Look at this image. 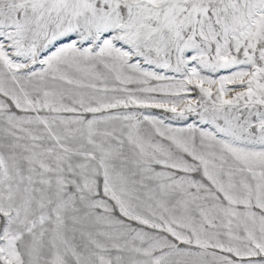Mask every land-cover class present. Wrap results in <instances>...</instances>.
<instances>
[{
  "label": "snow or ice",
  "instance_id": "1",
  "mask_svg": "<svg viewBox=\"0 0 264 264\" xmlns=\"http://www.w3.org/2000/svg\"><path fill=\"white\" fill-rule=\"evenodd\" d=\"M0 264H264V0H0Z\"/></svg>",
  "mask_w": 264,
  "mask_h": 264
}]
</instances>
